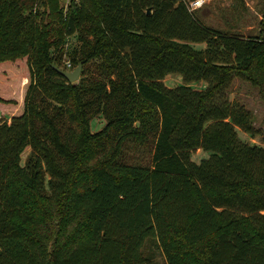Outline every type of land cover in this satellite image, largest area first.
I'll return each mask as SVG.
<instances>
[{
  "label": "trees",
  "instance_id": "trees-1",
  "mask_svg": "<svg viewBox=\"0 0 264 264\" xmlns=\"http://www.w3.org/2000/svg\"><path fill=\"white\" fill-rule=\"evenodd\" d=\"M235 77L264 100V35L188 0H0V264H154L149 240L163 264H264V146L238 135L264 127Z\"/></svg>",
  "mask_w": 264,
  "mask_h": 264
},
{
  "label": "rangeland",
  "instance_id": "rangeland-1",
  "mask_svg": "<svg viewBox=\"0 0 264 264\" xmlns=\"http://www.w3.org/2000/svg\"><path fill=\"white\" fill-rule=\"evenodd\" d=\"M190 4L196 0H188ZM70 0H62V4L67 6ZM202 5L194 12L200 16L202 21L208 26L228 31L237 32L245 36L264 35V0H202ZM69 43H74V37L69 39ZM196 48L205 47V43H195ZM63 70L73 71L78 65L72 64L70 60L65 58ZM163 82L168 87H174L184 84L182 74L173 73L167 75ZM196 89H204L207 85L204 81H192L188 83ZM228 93L231 100H238L244 103L255 116V125L264 127V100L259 94V89L252 85L249 81L235 77ZM103 115H94L91 119V129L93 131L100 130L105 124ZM239 137L249 143H257L264 146L262 136L253 137L243 129H238ZM29 149L23 155V162ZM209 156V152L204 149H198L192 153V160L199 163L203 158ZM146 255L150 256L154 264H163L165 256L158 242L149 240L145 247Z\"/></svg>",
  "mask_w": 264,
  "mask_h": 264
},
{
  "label": "water",
  "instance_id": "water-1",
  "mask_svg": "<svg viewBox=\"0 0 264 264\" xmlns=\"http://www.w3.org/2000/svg\"><path fill=\"white\" fill-rule=\"evenodd\" d=\"M148 12H150V9ZM57 69L68 79L69 82H77L83 69V63H79L73 71H66L59 67H57Z\"/></svg>",
  "mask_w": 264,
  "mask_h": 264
},
{
  "label": "built area",
  "instance_id": "built-area-1",
  "mask_svg": "<svg viewBox=\"0 0 264 264\" xmlns=\"http://www.w3.org/2000/svg\"><path fill=\"white\" fill-rule=\"evenodd\" d=\"M202 3H203L202 0H196L195 2H192V3L190 4V8H191L192 10H194V9L200 7V6L202 5Z\"/></svg>",
  "mask_w": 264,
  "mask_h": 264
}]
</instances>
